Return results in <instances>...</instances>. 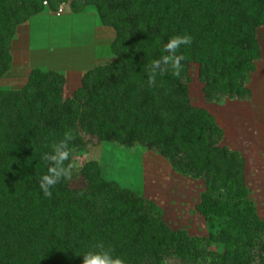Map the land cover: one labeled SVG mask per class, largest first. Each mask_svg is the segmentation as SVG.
<instances>
[{"label":"trees","instance_id":"16d2710c","mask_svg":"<svg viewBox=\"0 0 264 264\" xmlns=\"http://www.w3.org/2000/svg\"><path fill=\"white\" fill-rule=\"evenodd\" d=\"M65 1L0 0V62L10 59L18 25L42 12L43 2L57 13ZM85 1L101 24L115 29L116 59L86 72L69 99L60 96L62 75L38 69L22 95L0 92V264H83L97 241L126 264H164L171 254L188 264H264V221L245 201L244 159L222 145V130L191 105L184 82L187 65L195 63L206 101L250 98L246 85L260 59L256 31L264 25V0ZM184 34L193 42L180 49L187 57L181 78L168 74L157 77L162 87H148L145 66L166 54L171 37ZM68 129L79 133L73 149L82 135L137 144L178 173L202 178L199 211L209 221H224L219 234L205 239L171 231L151 203L101 180L95 163L83 170L87 190L62 181L46 198L39 186L47 172L41 155ZM211 242L223 252L211 251Z\"/></svg>","mask_w":264,"mask_h":264},{"label":"rangeland","instance_id":"374dc122","mask_svg":"<svg viewBox=\"0 0 264 264\" xmlns=\"http://www.w3.org/2000/svg\"><path fill=\"white\" fill-rule=\"evenodd\" d=\"M64 5L63 17L66 16L68 8L72 7L78 10L90 6L85 0H66ZM42 7L43 10H46L50 7V3L43 2ZM101 25L102 30L98 31V35L101 34L109 53V58L101 60L103 65L100 66H105L116 59L111 48L116 38V31L109 25ZM84 35H86L83 36L86 37L85 40L92 38L88 29L85 30ZM256 35L259 44H261L262 61L264 62V27L259 28ZM10 51L11 44L8 53L9 61L6 64L0 62V92L4 93L5 96L15 97L22 95L21 93L29 87L31 82H34V79L31 74L32 70L17 69L12 64ZM197 77L198 66L195 63H189L184 74V82L188 87L190 103L192 106L202 108V105L207 102L203 98L201 84ZM27 92L28 96L31 97V90H27ZM73 92L70 87L66 89L63 86L60 96L63 100L69 99L73 96ZM225 111L222 110L221 116H219L220 121L223 120L228 123L230 120L234 134L238 133L240 134L239 137L242 138V130L248 131L249 129L250 142L254 143L257 139L254 143L256 150L253 149L251 143L246 144L248 152L257 153L261 161L253 157L250 160L251 165L246 167L245 176L248 191L245 201H250L253 204L255 214L264 221V125L258 124L260 122L253 120L252 117H237L236 111L233 112L234 118L231 119L230 116H226ZM259 112L261 113V111ZM239 137L237 136L238 143L243 144V139H239ZM259 148H263V150ZM74 156L79 158V167L74 172L73 180L71 182L65 181L66 187L69 189L87 190L88 185L83 170L87 164L95 163L101 180L106 183H113L119 190L151 203L154 216L158 217L171 231L180 232L190 238L207 239L210 235H218L224 226L223 220L215 218L209 221V218L199 211L201 195L206 189L204 180L178 173L167 159L154 150L137 144L127 147L112 141L97 142L94 138L82 135L81 145L74 149ZM209 249L216 253H222L224 248L211 242ZM165 261L168 264H188L172 254L166 257ZM141 264L149 263L146 261ZM193 264L202 263L195 262Z\"/></svg>","mask_w":264,"mask_h":264},{"label":"crops","instance_id":"0c3cea01","mask_svg":"<svg viewBox=\"0 0 264 264\" xmlns=\"http://www.w3.org/2000/svg\"><path fill=\"white\" fill-rule=\"evenodd\" d=\"M64 10L65 8L60 15H57L55 12L46 9L18 25L11 41V62L17 69L29 71L38 69L42 72L58 73L65 79L64 88L69 89L70 87L72 91H75L80 86L83 75L101 65V60L109 58V53L101 34L98 35V31L102 30V25L92 7H87L77 13L68 8L66 16L63 17ZM87 29L88 33L92 34V38L85 40L86 37L83 36H86L84 32ZM258 45L260 47V59L254 63L255 69L250 74L246 85L251 93L250 98H223L219 102H208L204 98L202 84L199 82L203 98L207 102V105L203 104L201 109L206 110L222 130V145L238 152L244 159L245 185L247 181L246 167L251 165L250 160L255 157L261 161L259 155L254 151L248 152L246 146V144L251 143L253 149L256 150L254 143L257 139L254 143L250 142L249 129L248 131H240L242 135L240 138V134H234L230 120L225 123L223 120L220 121L219 116H221L222 110H226V113L224 112L226 116L233 119V112L236 111L237 117H252L253 120L260 122L258 124L264 125V114L262 115V112L264 113V62L262 61L263 53L259 42ZM237 136L239 139H243V144L238 143ZM259 149L263 150V148Z\"/></svg>","mask_w":264,"mask_h":264},{"label":"clouds","instance_id":"9594fccd","mask_svg":"<svg viewBox=\"0 0 264 264\" xmlns=\"http://www.w3.org/2000/svg\"><path fill=\"white\" fill-rule=\"evenodd\" d=\"M193 37L189 34L175 35L163 45V53L158 59H153L145 66L148 75L147 86L158 85L157 77H163L170 74L176 79L181 78L184 71V61L187 59L180 52L184 46H190ZM79 133L73 129H68L59 140H54L48 147L49 152L41 155V160L47 165V172L39 177V186L46 198L52 197V189L62 181L71 182L74 172L79 167L78 157L74 156V149L70 146L77 138ZM115 249L112 246H106L103 241H97L91 246V249L82 255L83 264H126V260L114 255ZM164 264H168L167 261Z\"/></svg>","mask_w":264,"mask_h":264},{"label":"built area","instance_id":"2783aa9c","mask_svg":"<svg viewBox=\"0 0 264 264\" xmlns=\"http://www.w3.org/2000/svg\"><path fill=\"white\" fill-rule=\"evenodd\" d=\"M63 12V6L59 8V10L57 11V15H60Z\"/></svg>","mask_w":264,"mask_h":264}]
</instances>
